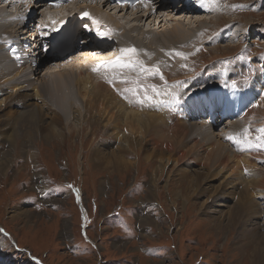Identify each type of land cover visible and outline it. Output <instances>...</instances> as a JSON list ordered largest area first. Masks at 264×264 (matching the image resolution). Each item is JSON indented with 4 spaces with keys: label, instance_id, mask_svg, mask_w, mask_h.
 Listing matches in <instances>:
<instances>
[{
    "label": "rangeland",
    "instance_id": "obj_1",
    "mask_svg": "<svg viewBox=\"0 0 264 264\" xmlns=\"http://www.w3.org/2000/svg\"><path fill=\"white\" fill-rule=\"evenodd\" d=\"M12 1L16 2L9 4L10 0H0V5L6 3L12 14L25 15V7L21 5V1ZM90 3L88 6H91ZM101 3L97 2L96 5L102 12L110 13L126 23L131 11L128 14L124 13L125 10L118 13V8L107 4L102 6ZM71 6L77 11L82 4ZM83 6L87 8L86 5ZM225 7H230V10ZM225 7L222 11L225 10L227 16L235 18L230 21L233 25L226 23L213 33L222 34L226 38L225 43L233 46L222 52L225 61L220 64L228 74L235 72L241 63L258 60L256 72L245 69L240 73V70L231 79L232 86L245 85L252 76L264 70V0H236ZM167 8L171 9L167 12L168 16L163 15L164 20L160 23L162 26H159L157 19L154 23L151 22V27L155 30H161L166 24L173 25L175 21L195 26L193 19L196 16L190 17L192 13L177 15L173 7ZM203 8L197 17L209 16ZM45 9L46 7H41L28 12L33 18L29 28L37 27L41 22V12L46 11ZM62 11L68 16L65 8ZM245 12H250L253 21L247 25L246 20L235 17L242 16ZM85 23L91 26L89 19ZM107 25L112 26L110 23ZM142 26L148 28L149 21ZM232 34L239 38H233ZM26 36L30 39L28 42L33 43L30 32ZM212 38L213 36L208 37L207 41ZM202 43L192 47L193 55L188 63L185 81L192 76L197 80L205 77V74H217V69L204 72L210 69L203 66L212 53L203 52ZM76 44L82 45L83 41ZM17 51L14 47L8 50L12 56ZM73 53L74 50L65 53L59 62L50 59L49 64L46 62L40 68L36 77L43 79L49 75L51 78L59 72V68H69L79 56ZM42 56L50 58L52 54L42 52ZM59 57L57 55L56 59ZM13 63H16L15 66L21 65L17 61ZM6 68L8 67L5 65L1 66L2 70L8 72L9 69ZM7 75L13 77L10 72ZM212 84H215L213 80L205 82L209 87ZM75 88L73 84L74 106L81 113L76 119L72 116V110L68 109L63 118L65 123L59 122L58 133L43 130L42 125L40 136L31 140L28 148L20 136L12 147L10 144L7 146L0 137L1 159L4 158L6 163L0 166V264H264V197L250 190L246 199L253 210L248 211L246 220L243 214L237 225H230L229 222L232 208L234 209L239 195L247 190V181L254 174L250 171L240 172L242 178L239 181L237 175L229 176L222 172L221 177H211V180L208 178L202 186L219 185L225 177L229 183L223 185L224 191H217L216 194L210 188L206 195L199 194L201 190L193 194L195 187L191 189L190 186L194 180L181 182V174L183 171H190L189 175L195 177L191 170H204L205 165L199 167L194 163L188 166L186 160L166 161L163 170V159L153 150L160 152L165 147L157 146L159 150L155 149L154 145L146 141V134L142 137L136 133V143L125 148L123 144L126 142L123 139H118L108 127H104L103 122L100 124L95 121L98 117L84 115V103ZM237 89L239 88H232L236 97L230 98L232 101L229 106L232 109L236 106L237 95L240 93ZM204 90L211 88L207 86ZM198 95L190 97V103L189 98L187 99L191 107L190 115L195 118L189 116L184 119L188 124L198 122L195 125L203 124L207 128L217 118L212 120L214 123L211 122L208 113L210 108L202 106L195 99ZM201 99L205 102L207 97ZM215 103L223 102L218 100ZM222 120L223 123L214 126L213 131L219 133V138L226 133L222 136L227 148L238 151L246 148L242 146L251 144L242 135L248 128L245 123L241 126L242 118L235 116L231 120ZM232 122L234 124H230ZM235 125L237 127L233 130ZM202 133L200 134L204 136V129ZM240 138L245 143L239 146ZM253 138L260 143L259 149H262L261 153L264 155V140L261 139H264V126L255 131ZM103 144L105 147L95 149ZM95 151L102 152L110 160L113 153H117L124 161L112 164L96 162L93 157ZM259 164L258 167L262 169L264 163L259 161ZM218 218L223 222L217 223Z\"/></svg>",
    "mask_w": 264,
    "mask_h": 264
},
{
    "label": "bare ground",
    "instance_id": "obj_2",
    "mask_svg": "<svg viewBox=\"0 0 264 264\" xmlns=\"http://www.w3.org/2000/svg\"><path fill=\"white\" fill-rule=\"evenodd\" d=\"M20 1L21 5L25 7V15L12 14V11H8L9 5L6 3L0 5V137L4 139L7 146L15 145L18 136H20L23 139V144L28 148L30 141L40 136L42 125L43 130L57 131L55 133H58L59 122L65 123L63 118L66 117L68 109H71L72 116L78 119L81 111L79 112L74 106L75 96L72 90L74 84L77 94L84 103V115L98 117L95 121L100 124L103 122L104 127H108L118 139H123L126 142L125 145L123 144L125 148L131 143H136V133L142 137L146 134L148 135L145 137L146 141L154 145L155 149L159 150L160 146L161 148L165 147L160 152L153 150L163 159V170L169 161L186 160L188 166L194 163L199 167L205 165L204 170H191L195 177L189 175L190 171H183L181 174V182L194 180L190 186L191 189L195 187L192 190L193 194L197 190H201L199 194L206 195V191L210 188H213L215 193L222 191L223 185L228 182L225 177L223 179L226 181H220L219 185L202 186L208 178L211 180L215 176L221 177L222 172L229 176L237 175L238 180L241 177L240 172L250 171L252 175L254 174V177L247 181V190L239 195L238 201H240L236 202L230 216L228 215L231 219L230 225H237L243 214L246 220L248 211L253 210L247 201L250 190H254V193H260L264 197V167L262 169L258 167L259 161L264 163V155L261 153L262 149H259L260 143L253 138L255 131L264 126V70L260 74L256 73L252 76L247 84L232 86L231 79L240 70H242L240 73L245 69L256 72L258 60L253 59L246 63H239L238 69L228 74L225 69L223 70L224 66L220 64L225 61L222 52L233 45L225 43L226 38L222 34L213 32L235 19L231 15L227 16L225 10L222 11V9L225 5L236 0H147L131 9H124L125 14L131 11L126 23L124 22L125 24L110 13L102 12L96 5L97 2H102L101 0L79 1L82 6L77 8V11L72 8V3L47 9L48 7L43 4L44 0ZM11 2L16 1L10 0L9 4ZM88 3L91 6H88ZM83 5H86L87 8ZM101 5L106 4L102 2ZM143 6L144 9H142ZM32 7L34 9L46 7V11L41 12L39 24L47 29H54L56 24H53L57 20L60 22L66 18L62 11L63 8L67 10L69 18L72 17V14L78 15L82 21L81 25L88 19L91 22L93 33L82 35L83 44L75 43L68 49V51L74 50L73 55L79 54L78 59L73 61L69 68L63 70L59 68L57 73L59 77L57 74L52 75L51 78L49 75L44 76L43 79L36 77L44 63L49 64L50 59L59 62L63 56L52 49L49 51L52 56L44 58L40 48L44 40H41L39 33L32 44L28 42L30 39L26 35L31 32L30 35L33 36L32 33L36 29L28 27L31 20L33 21L28 13L30 10H34ZM167 7H173L175 9L173 11H176L177 15H191L192 13L190 17L196 16L193 19L195 26H193L194 24L188 25L189 23L182 25L181 22L175 21L173 25L166 24L161 30H155L151 24L157 19L159 26H162L160 23L164 20L163 15L168 16L167 12L171 9ZM202 8L204 12L208 13V17L201 15H199L201 17H197ZM225 8L230 10V7ZM120 12L121 10L118 13ZM235 17H240L237 18L239 20L241 18L246 20V25L252 21L250 12ZM148 21L149 27L144 28L142 25ZM106 23H110L112 26ZM157 27L156 29H158ZM57 31L58 29H55V35ZM49 33L51 32L49 31ZM55 35L50 38L49 42L44 43L51 44L53 40L55 41ZM210 36L213 38L207 41ZM235 36L232 34L233 38ZM55 43L57 45L56 41ZM198 43H202L203 52L210 51L212 53L203 66L210 69L204 72L217 69V74H213L214 76L205 74V77L197 80L192 76L185 81L188 63L193 55L192 47ZM12 47L18 49L15 56L8 52ZM57 55L60 57L56 59ZM15 61L20 62L21 65L15 66L16 63H13ZM2 65L8 67L6 69H9L8 72L13 77H9L8 72L1 69ZM55 71L57 72V70ZM160 78L161 82H159ZM12 79L17 80L12 81ZM212 80L215 84L210 87L207 85L211 90H204L207 88L205 82ZM232 88H239L237 90L240 91L234 109L229 106V102L235 97ZM196 95H198L197 97L206 95L204 97H207L206 100L210 103L213 101L215 103L218 100L223 102L219 103L220 105L216 103V106L212 105V120L217 119L215 123L210 119L214 124L211 123L207 128L203 124L202 126L195 125L198 122L188 124V121L184 119V117L188 119L189 116H193L190 115L191 107L187 106L186 100L188 97L192 98ZM231 97L232 99H230ZM199 103L202 105L204 102L200 99ZM13 107L17 109H12ZM235 116L242 118L241 126H244V123L248 126L247 132H243L242 135H245V141L249 140L251 144L242 146L246 147L244 150H230L226 147L227 143L225 144L223 138L226 133H223V136L221 135L219 138V133L213 131L214 126L223 123V118L231 120ZM230 124H234V122ZM226 125L228 126V124ZM236 127L237 125L232 129L234 130ZM201 128L204 129V136ZM229 128L231 127L229 126ZM125 134L128 135L125 136ZM242 138H240L239 146L245 143ZM123 146L121 148H124ZM103 147L105 144L95 149ZM98 152L93 153L96 162L112 164L124 161L117 153H113L114 156L110 160L102 152ZM4 163L5 159L3 158L0 166ZM222 222L221 219H217V223Z\"/></svg>",
    "mask_w": 264,
    "mask_h": 264
}]
</instances>
